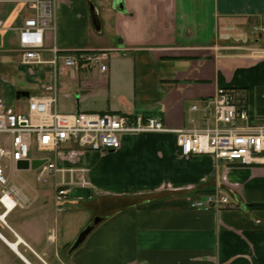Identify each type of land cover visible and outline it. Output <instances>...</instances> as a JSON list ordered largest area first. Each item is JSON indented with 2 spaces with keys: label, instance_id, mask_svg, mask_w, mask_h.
Segmentation results:
<instances>
[{
  "label": "crops",
  "instance_id": "0c3cea01",
  "mask_svg": "<svg viewBox=\"0 0 264 264\" xmlns=\"http://www.w3.org/2000/svg\"><path fill=\"white\" fill-rule=\"evenodd\" d=\"M121 5L57 0L56 31L46 33L42 61L25 64L19 28L33 10L27 0L0 1V96L9 107L23 111L29 97L56 92L62 112L153 115L171 128H204L225 87L246 103L249 123L264 124V57L250 50L264 47V0ZM53 45L61 53L107 49V69L55 64ZM45 52L52 57L44 59ZM60 74L68 78L61 86ZM18 91L30 95L18 98ZM63 150L53 159L65 169L55 185L70 184L69 202L59 210L54 187V196L22 190L27 205L9 212L0 203V264H264V160L183 156L175 133L125 134L114 151ZM70 169H85L90 186L71 185L78 180ZM213 193L229 203L192 205Z\"/></svg>",
  "mask_w": 264,
  "mask_h": 264
},
{
  "label": "built area",
  "instance_id": "2783aa9c",
  "mask_svg": "<svg viewBox=\"0 0 264 264\" xmlns=\"http://www.w3.org/2000/svg\"><path fill=\"white\" fill-rule=\"evenodd\" d=\"M2 1V0H0ZM33 13L25 18L19 28V41L23 63L33 64L42 61L47 31H56L57 0H27ZM4 22L0 19V29ZM258 29V27H256ZM54 53L55 64L61 60L68 68L98 65L102 71L107 69L109 50H70L61 53L56 46L50 49ZM251 52L264 57V47L250 48ZM215 117L204 128H171L159 117L144 114H121L114 112H62L58 109V95L28 98L26 109L16 111L9 107L5 98L0 96V203L9 212L16 207H25L29 201L22 189L13 183L19 171L17 164L21 160L32 161L31 152H55L60 156L63 145L78 144L90 150L107 152L118 150L122 146L125 134L175 133L180 153L183 156L208 154L217 160L228 163L252 164L264 160V124L248 122L246 103L238 99L231 88H219L214 96ZM210 110V107H206ZM197 110V105L192 106ZM38 158V157H36ZM47 159L48 171L57 174L60 169L51 157ZM12 169V177L7 168ZM77 172L76 182L71 185L90 186L85 169H70ZM71 186L62 181L55 185V203L64 210L70 200ZM229 203L227 195L209 194L205 199L193 201L196 208L220 209Z\"/></svg>",
  "mask_w": 264,
  "mask_h": 264
},
{
  "label": "rangeland",
  "instance_id": "374dc122",
  "mask_svg": "<svg viewBox=\"0 0 264 264\" xmlns=\"http://www.w3.org/2000/svg\"><path fill=\"white\" fill-rule=\"evenodd\" d=\"M51 57L52 55L50 52H45L43 55L44 59H49ZM57 81L61 86L63 82L68 81V78L60 74L58 75ZM69 147L73 149H77L79 151H90L89 148H83L80 147L78 144H73L71 146L63 145L62 147H60L59 152L64 151L63 149ZM31 156L38 158L51 157L52 159H54L55 152L38 151L37 149H35L31 152ZM92 162L95 166H98L99 162L97 159H95V161ZM6 172L8 176L12 177V169L10 167L7 168ZM57 178L60 179L58 174L49 173L48 164H44L38 169L19 170L13 178V183H15L18 187H20L29 196L33 195L34 190H38L40 192L47 191L49 195L53 194L54 196V187Z\"/></svg>",
  "mask_w": 264,
  "mask_h": 264
},
{
  "label": "water",
  "instance_id": "95a60500",
  "mask_svg": "<svg viewBox=\"0 0 264 264\" xmlns=\"http://www.w3.org/2000/svg\"><path fill=\"white\" fill-rule=\"evenodd\" d=\"M116 3H118L120 6H122V0H114ZM91 15L93 19V23L95 27H99L100 25V20L98 15L96 14L94 6L91 7ZM29 92L28 91H18L17 97H29ZM47 162V159H33L32 161L29 160H21L18 162L17 167L18 169H38L42 165H44ZM101 221L100 217H97L93 224L87 226L78 236L76 241L71 247L70 252L74 251L76 248H78L87 238V236L91 233V231L94 229V227Z\"/></svg>",
  "mask_w": 264,
  "mask_h": 264
}]
</instances>
